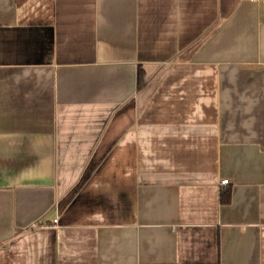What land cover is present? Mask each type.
Masks as SVG:
<instances>
[{
    "label": "crops",
    "instance_id": "crops-1",
    "mask_svg": "<svg viewBox=\"0 0 264 264\" xmlns=\"http://www.w3.org/2000/svg\"><path fill=\"white\" fill-rule=\"evenodd\" d=\"M0 264H264V0H0Z\"/></svg>",
    "mask_w": 264,
    "mask_h": 264
},
{
    "label": "built area",
    "instance_id": "built-area-1",
    "mask_svg": "<svg viewBox=\"0 0 264 264\" xmlns=\"http://www.w3.org/2000/svg\"><path fill=\"white\" fill-rule=\"evenodd\" d=\"M228 182H229V179L228 178L222 179V183H228Z\"/></svg>",
    "mask_w": 264,
    "mask_h": 264
}]
</instances>
